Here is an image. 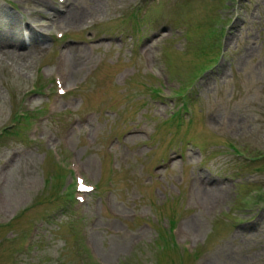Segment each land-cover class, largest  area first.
Listing matches in <instances>:
<instances>
[{"label": "rangeland", "instance_id": "rangeland-1", "mask_svg": "<svg viewBox=\"0 0 264 264\" xmlns=\"http://www.w3.org/2000/svg\"><path fill=\"white\" fill-rule=\"evenodd\" d=\"M58 2L0 0V264H264V0Z\"/></svg>", "mask_w": 264, "mask_h": 264}, {"label": "bare ground", "instance_id": "bare-ground-1", "mask_svg": "<svg viewBox=\"0 0 264 264\" xmlns=\"http://www.w3.org/2000/svg\"><path fill=\"white\" fill-rule=\"evenodd\" d=\"M46 5H47V4H46ZM55 8H56V7H55ZM56 11H57V10H56ZM54 12H55V11H54ZM55 13H56V12H55ZM3 49H4V48H3ZM4 50H5V49H4ZM4 50H3V51H4ZM12 50H14V49H12ZM15 50H16V49H15ZM143 51H145V50H143ZM7 52H8V51H7ZM11 52H12V51H11ZM19 53H20V52H18V54H19ZM14 54H15V53H14ZM18 54H17V55H18ZM142 55H143V53H142ZM151 56H152V55H151ZM19 57H21V56H19ZM145 58H146V57H145ZM148 60H149V59H148ZM145 61H146V60H145ZM203 183H204V182H203ZM211 183H212V182H211ZM206 184H207V183H206ZM203 186H204V185H203ZM205 186H206V185H205ZM205 186H204V187H205ZM207 189H208V188H207ZM215 189H216V188H215ZM211 192H212V191H211ZM214 192H215V191H214Z\"/></svg>", "mask_w": 264, "mask_h": 264}]
</instances>
